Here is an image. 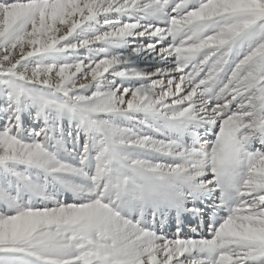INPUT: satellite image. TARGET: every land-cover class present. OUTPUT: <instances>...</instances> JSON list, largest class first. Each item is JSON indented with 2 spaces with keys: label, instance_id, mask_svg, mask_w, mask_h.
<instances>
[{
  "label": "snow or ice",
  "instance_id": "6c2138e0",
  "mask_svg": "<svg viewBox=\"0 0 264 264\" xmlns=\"http://www.w3.org/2000/svg\"><path fill=\"white\" fill-rule=\"evenodd\" d=\"M0 264H264V0H0Z\"/></svg>",
  "mask_w": 264,
  "mask_h": 264
},
{
  "label": "bare ground",
  "instance_id": "6f19581e",
  "mask_svg": "<svg viewBox=\"0 0 264 264\" xmlns=\"http://www.w3.org/2000/svg\"><path fill=\"white\" fill-rule=\"evenodd\" d=\"M168 235H171V233L169 232Z\"/></svg>",
  "mask_w": 264,
  "mask_h": 264
}]
</instances>
